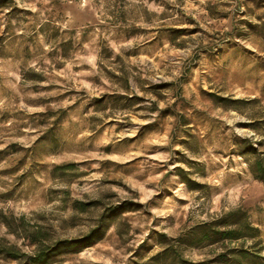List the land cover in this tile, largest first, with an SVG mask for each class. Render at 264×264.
I'll return each instance as SVG.
<instances>
[{
    "label": "rangeland",
    "instance_id": "obj_1",
    "mask_svg": "<svg viewBox=\"0 0 264 264\" xmlns=\"http://www.w3.org/2000/svg\"><path fill=\"white\" fill-rule=\"evenodd\" d=\"M258 158L264 0H0L1 248L106 214L49 264H264Z\"/></svg>",
    "mask_w": 264,
    "mask_h": 264
},
{
    "label": "trees",
    "instance_id": "obj_2",
    "mask_svg": "<svg viewBox=\"0 0 264 264\" xmlns=\"http://www.w3.org/2000/svg\"><path fill=\"white\" fill-rule=\"evenodd\" d=\"M250 169L252 173L255 175V178L264 183V158H258L251 164ZM129 207L125 206V203L115 207V209H108L109 211L112 210L117 214H121L129 210ZM236 211L229 214V216H234ZM106 214H103L99 219V224L97 227L90 230L87 234L83 235L82 237L75 238V239H63L55 241L54 243L48 246H40L31 256H25V254H21L15 248H1L0 246V256L7 255L8 258L13 260H20L22 257H26L29 264H49L54 258L61 256L66 253L74 252L78 253L82 249L89 247L96 243L97 241L103 238L105 231L108 229L109 224L105 223ZM105 223V224H104ZM235 222L224 223L223 226H232L235 225ZM207 231L203 232L197 243L203 242L204 240H210L211 237L213 238L210 242H218L221 240L226 239H235L239 238L235 235L236 230H213L211 228H207ZM212 230V231H211ZM31 244H38V240L33 239L30 241ZM191 244H196V242H191ZM161 257V256H160ZM197 264V263H195ZM203 264V263H199Z\"/></svg>",
    "mask_w": 264,
    "mask_h": 264
}]
</instances>
